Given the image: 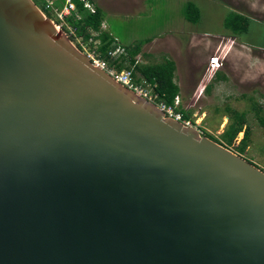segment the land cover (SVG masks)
<instances>
[{
	"label": "water",
	"instance_id": "95a60500",
	"mask_svg": "<svg viewBox=\"0 0 264 264\" xmlns=\"http://www.w3.org/2000/svg\"><path fill=\"white\" fill-rule=\"evenodd\" d=\"M0 264H264V170L0 0Z\"/></svg>",
	"mask_w": 264,
	"mask_h": 264
},
{
	"label": "rangeland",
	"instance_id": "374dc122",
	"mask_svg": "<svg viewBox=\"0 0 264 264\" xmlns=\"http://www.w3.org/2000/svg\"><path fill=\"white\" fill-rule=\"evenodd\" d=\"M34 1L78 49L94 47L90 38L67 30L66 18L59 17L61 0L53 4L55 10L44 0ZM187 3L195 5L197 18L185 16ZM95 5L105 9L102 29L125 48L143 41L135 55L138 63H157L164 57L175 60L181 107L188 111L185 119L198 125L202 135L264 170V126L253 108L257 106L264 116V0H96ZM231 11L246 16L243 31L225 27ZM213 56L220 59L217 70L209 64ZM123 57H129L127 48ZM242 113L245 119L240 122L234 114ZM246 129L249 140L240 152Z\"/></svg>",
	"mask_w": 264,
	"mask_h": 264
},
{
	"label": "trees",
	"instance_id": "16d2710c",
	"mask_svg": "<svg viewBox=\"0 0 264 264\" xmlns=\"http://www.w3.org/2000/svg\"><path fill=\"white\" fill-rule=\"evenodd\" d=\"M37 2L42 0H36ZM60 3V7L63 6V1ZM93 4V0H90ZM58 2V1H57ZM76 6V10L70 15L66 16L65 21L67 25H71L75 28V33L77 36L84 37V39L90 38V31L98 32L99 46L98 50L100 55L108 61L110 58L107 55V51L112 48L114 42V36L108 31L102 29V23L105 20V14L103 10L96 6V11L91 12L88 8L84 6L82 0H72ZM44 1L42 2V4ZM185 16L197 18L198 14L196 12L195 5L187 3L185 5ZM246 16L242 13L231 11L224 19V25L233 32H241L246 26ZM143 41H138L131 46H126L129 57L111 59V65H115L119 70L127 68L132 69L133 79L136 82H141L143 79H147L152 83H157L155 90L158 92L159 99L164 101L166 104H172L175 96L180 93V86L176 81V63L175 60L169 57H164L161 62L157 63H135V55L140 51V46ZM133 65V67H131ZM220 73H215V78L217 79ZM209 88V87H208ZM255 113L264 126V116L259 115V109L257 106H253ZM178 110L183 112V117L186 118L188 111L183 109L181 105ZM235 119L238 121H244L245 114H234ZM249 140V130L246 129L245 135L240 142L239 151L243 152Z\"/></svg>",
	"mask_w": 264,
	"mask_h": 264
},
{
	"label": "built area",
	"instance_id": "2783aa9c",
	"mask_svg": "<svg viewBox=\"0 0 264 264\" xmlns=\"http://www.w3.org/2000/svg\"><path fill=\"white\" fill-rule=\"evenodd\" d=\"M47 4V7L49 9H54V5L56 3V0H44ZM84 3V6L88 8L91 12L96 11V6L90 1V0H82ZM54 4V5H53ZM76 10L75 4L72 2V0H64L63 6L61 8V11L59 13V17L64 19L66 16L70 15L72 12ZM58 28H60V25H58ZM102 26H105L104 23H102ZM62 28H66L62 26ZM69 29V32L71 34L75 33V28L71 25H67V30ZM74 35H71L74 37ZM98 32L90 31V39L94 42V47L91 48V50H86V48L83 46V49L85 50L84 53L87 55L89 60L92 62L93 65L104 69L106 72H108L115 80L118 82L126 85L128 88L135 91L138 95L145 98L146 100L155 103L158 105L163 111L170 114L171 116L175 117L176 119L182 121L184 124L194 127L199 133L202 134V131L198 128V125L193 124L190 119H185L183 117V112L178 110L177 108L181 105V98L179 95L175 96L174 101L172 104H166L164 101L159 99L158 92L155 90L157 83H152L148 81L147 79H143L141 82H136L133 79L132 75V69H121L119 70L116 68L115 65H111L108 61V59L102 57L100 55V52L98 50L99 46V40L97 36ZM80 37V36H78ZM126 53V48L124 45L120 44L117 38L114 37V42L112 48H110L107 51V55L110 59H117L124 56ZM210 66L214 70H217L220 67V61L218 56H213L210 58ZM138 60L135 61L137 63Z\"/></svg>",
	"mask_w": 264,
	"mask_h": 264
},
{
	"label": "crops",
	"instance_id": "0c3cea01",
	"mask_svg": "<svg viewBox=\"0 0 264 264\" xmlns=\"http://www.w3.org/2000/svg\"><path fill=\"white\" fill-rule=\"evenodd\" d=\"M93 2H94V4H96V0H93ZM102 8H103V7H102ZM102 8H101V9H102ZM103 10H105V9L103 8ZM103 23H105V20L103 21ZM176 67H177V66H176ZM176 71H177V69H176ZM177 83H178V82H177ZM179 86H180V85H179ZM180 92H181V88H180ZM180 94H181V93H179V96H180ZM191 101H192V98H191Z\"/></svg>",
	"mask_w": 264,
	"mask_h": 264
},
{
	"label": "bare ground",
	"instance_id": "6f19581e",
	"mask_svg": "<svg viewBox=\"0 0 264 264\" xmlns=\"http://www.w3.org/2000/svg\"><path fill=\"white\" fill-rule=\"evenodd\" d=\"M218 62H219V60H218Z\"/></svg>",
	"mask_w": 264,
	"mask_h": 264
}]
</instances>
